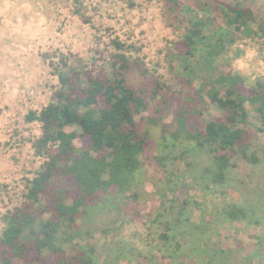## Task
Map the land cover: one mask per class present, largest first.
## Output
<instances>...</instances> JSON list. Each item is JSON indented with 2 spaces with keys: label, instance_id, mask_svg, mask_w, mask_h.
Wrapping results in <instances>:
<instances>
[{
  "label": "trees",
  "instance_id": "obj_1",
  "mask_svg": "<svg viewBox=\"0 0 264 264\" xmlns=\"http://www.w3.org/2000/svg\"><path fill=\"white\" fill-rule=\"evenodd\" d=\"M247 1L166 0L170 18L185 26L182 58L194 59L199 52L203 57L201 73L185 66L188 90L176 104L170 99L173 87L161 78L146 80L144 60L131 56L119 39L111 41L110 58L94 68L76 64L71 55L49 58L59 86L47 106L25 117L40 125L32 148L43 161L21 204L5 216L0 264H102L81 220L88 207L111 194L125 198L118 216L127 215L161 244L170 243L171 223L162 218L181 223L184 204L141 218L139 185L153 147L141 126L147 112V122L161 129L163 140L212 157L215 183L225 182L227 172L241 163L264 158V79L247 89L231 63L209 68L237 43L264 40V12ZM134 71L143 77L138 87L128 81ZM156 160L163 168L164 159ZM227 215L239 220L246 212L232 208Z\"/></svg>",
  "mask_w": 264,
  "mask_h": 264
},
{
  "label": "rangeland",
  "instance_id": "obj_2",
  "mask_svg": "<svg viewBox=\"0 0 264 264\" xmlns=\"http://www.w3.org/2000/svg\"><path fill=\"white\" fill-rule=\"evenodd\" d=\"M247 2L264 12V0ZM185 33V26L170 18L166 0H0V237L6 214L21 204L28 180L43 161L32 148V141L41 134L40 125L27 123L25 117L47 106L59 86L50 60L59 54L71 55L76 64L94 68V63L110 58L111 41L119 39L130 48L131 56L144 60L146 80L161 78L173 87L170 99L176 104L188 90L185 66L199 73L203 67L200 52L194 59L182 58ZM250 48L258 56L248 62ZM240 60H245L247 68L236 66ZM227 62L251 89L264 79V40L237 43L222 60L212 59L209 68L220 69ZM128 81L138 87L143 77L134 71ZM176 109L171 108L166 122H171ZM149 115L145 113L146 120L141 122L153 141L139 185L141 218L145 221L159 208L184 204L182 222L162 218L171 223V241L163 245L146 227L116 214L124 196L108 195L88 207L81 220L100 262L264 264V158L254 165L241 163L227 172L225 182L215 183L212 157L163 140L161 129L147 122ZM157 157L164 159L163 168ZM232 208L243 209L246 217L230 219L227 212Z\"/></svg>",
  "mask_w": 264,
  "mask_h": 264
},
{
  "label": "clouds",
  "instance_id": "obj_3",
  "mask_svg": "<svg viewBox=\"0 0 264 264\" xmlns=\"http://www.w3.org/2000/svg\"><path fill=\"white\" fill-rule=\"evenodd\" d=\"M258 56V53L255 49H248L247 50V53H246V61L248 62H251L252 60H254L255 58H257ZM239 69L243 70L245 68H247V63L245 62V60H240L237 62V65H236ZM264 66V65H262Z\"/></svg>",
  "mask_w": 264,
  "mask_h": 264
}]
</instances>
